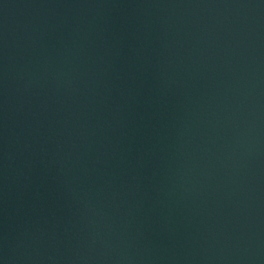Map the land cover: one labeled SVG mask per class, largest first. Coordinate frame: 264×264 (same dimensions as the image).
<instances>
[{
  "label": "water",
  "instance_id": "95a60500",
  "mask_svg": "<svg viewBox=\"0 0 264 264\" xmlns=\"http://www.w3.org/2000/svg\"><path fill=\"white\" fill-rule=\"evenodd\" d=\"M0 264H264V0H0Z\"/></svg>",
  "mask_w": 264,
  "mask_h": 264
}]
</instances>
